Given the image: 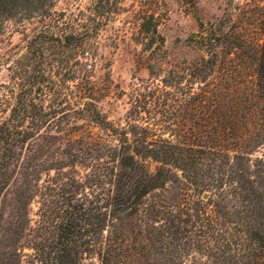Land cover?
<instances>
[{
  "label": "trees",
  "instance_id": "obj_1",
  "mask_svg": "<svg viewBox=\"0 0 264 264\" xmlns=\"http://www.w3.org/2000/svg\"><path fill=\"white\" fill-rule=\"evenodd\" d=\"M54 6L0 0V26L38 22L0 121V264H264V43L213 26L169 68L146 44L149 78L115 123L90 68L120 0Z\"/></svg>",
  "mask_w": 264,
  "mask_h": 264
},
{
  "label": "rangeland",
  "instance_id": "obj_2",
  "mask_svg": "<svg viewBox=\"0 0 264 264\" xmlns=\"http://www.w3.org/2000/svg\"><path fill=\"white\" fill-rule=\"evenodd\" d=\"M93 1L55 0L54 10L78 12ZM120 6L94 38L98 60L90 68L93 80L105 87L99 106L115 123H124L128 94L133 86L149 78L150 61L146 58L151 49L143 50L146 44H151L152 49L158 47L157 57L169 68L180 62L185 65L194 62L203 43L202 35L213 26L230 32L232 42L264 43L260 23L264 0H120ZM151 14L154 16L150 17ZM156 24L164 42L160 36L141 32V28L152 30ZM37 25L35 20L9 19L0 26V121L9 116L15 102L14 91L18 90L14 85L15 70ZM231 45L224 43L219 48L224 53L231 50L229 58H241L243 48ZM253 156H264V144ZM33 209L37 207L33 205ZM86 262L100 264L96 255Z\"/></svg>",
  "mask_w": 264,
  "mask_h": 264
}]
</instances>
